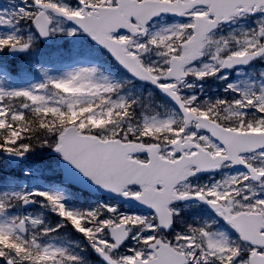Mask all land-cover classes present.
I'll list each match as a JSON object with an SVG mask.
<instances>
[{"label":"snow or ice","instance_id":"1","mask_svg":"<svg viewBox=\"0 0 264 264\" xmlns=\"http://www.w3.org/2000/svg\"><path fill=\"white\" fill-rule=\"evenodd\" d=\"M0 165V264H264V0H7Z\"/></svg>","mask_w":264,"mask_h":264},{"label":"rangeland","instance_id":"2","mask_svg":"<svg viewBox=\"0 0 264 264\" xmlns=\"http://www.w3.org/2000/svg\"><path fill=\"white\" fill-rule=\"evenodd\" d=\"M7 3V0H0V7H2V6H4L5 4ZM57 67H62V65L61 64H57L56 65ZM18 83H20V81H17ZM6 174H8V175H15V176H17V174H14V173H12V174H10V171L6 168V172H5ZM20 177V179L21 180H24V179H26V178H24L21 174L19 175Z\"/></svg>","mask_w":264,"mask_h":264},{"label":"trees","instance_id":"3","mask_svg":"<svg viewBox=\"0 0 264 264\" xmlns=\"http://www.w3.org/2000/svg\"><path fill=\"white\" fill-rule=\"evenodd\" d=\"M1 168H2V167H0V170H2ZM0 175H1V173H0Z\"/></svg>","mask_w":264,"mask_h":264}]
</instances>
